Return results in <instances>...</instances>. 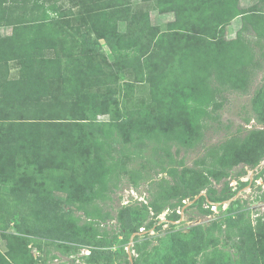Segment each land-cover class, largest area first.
<instances>
[{
  "label": "rangeland",
  "instance_id": "obj_1",
  "mask_svg": "<svg viewBox=\"0 0 264 264\" xmlns=\"http://www.w3.org/2000/svg\"><path fill=\"white\" fill-rule=\"evenodd\" d=\"M257 1L240 3L248 7ZM60 4L69 9L75 0ZM128 11L129 18L150 12L152 24L162 31L176 23V13H161L155 0H133ZM73 12L68 17L79 25L81 11L75 7ZM130 23L119 22V30L128 34ZM241 26L237 17L212 38L196 30L193 39L202 42L205 56L197 59L191 81L201 83L210 75V62L232 51L228 42ZM263 27V36L253 37L261 58ZM0 31L9 35L12 27ZM94 38L96 49L89 55L93 66L99 64L98 75L60 93L71 107L63 120L71 135L65 150L56 152L58 157L46 163L44 172L32 158L22 156L11 161L14 172L0 174V264H248L250 234L257 231L260 217L264 221V151L259 153L264 144V62L258 69L245 68L247 84L237 75L226 78L199 141L189 129L188 114L166 140L160 130L168 94L160 89L169 79L185 77L190 65L175 68L178 56L171 63L158 56H140L138 61L132 59L133 51L131 57L117 60L109 37ZM7 68L9 78L22 76L16 61ZM103 121L115 124L116 159L107 167L91 140ZM212 156L218 157L215 166L210 164ZM106 169L114 171L110 190L93 198L100 187L97 175ZM55 179L61 189L73 192L75 201L69 191L52 186L55 198L74 201L63 206L61 220L52 226L35 194L24 204L10 194L15 184L53 185ZM260 248L264 255V245Z\"/></svg>",
  "mask_w": 264,
  "mask_h": 264
},
{
  "label": "trees",
  "instance_id": "obj_2",
  "mask_svg": "<svg viewBox=\"0 0 264 264\" xmlns=\"http://www.w3.org/2000/svg\"><path fill=\"white\" fill-rule=\"evenodd\" d=\"M132 1L75 0L74 6L81 11L82 22L74 25L68 15H73L75 7L64 9L60 0H0V29L12 27L9 35H2L0 31V174L14 172L11 161L22 156L32 158L38 170L44 172L46 163L54 156L58 157L56 152L65 150L71 135L63 120L67 119L71 107L60 93L98 75L99 64L93 66V56L89 55L96 49L92 42L94 34L113 41L112 51L117 60L131 57L129 52L133 51L136 58L132 59L138 61H141L140 56L149 57V60L158 56L165 60L169 58L171 63L178 56V65L173 63L177 65L175 68L186 70L190 65L185 77L169 79L160 89L168 94L165 98L166 116L160 130L166 140L169 131L176 129L188 114L189 129L199 141L217 109L226 78L237 75L247 84L243 73L245 68L262 67L264 56L261 58L262 53H256L253 37L255 33L257 37L263 36L260 26H264V0L248 7H243L240 0H155L161 13H176L174 27L165 31L152 24L150 12L135 13L129 18L126 14ZM237 17H241L242 26L236 38L228 42L232 51L210 62L207 67L210 75L201 83L191 81L190 75L197 71V59L205 56L200 46L202 42L193 39L196 30H202L212 38L211 34L219 29L224 32ZM121 21L131 22L128 34L119 30ZM141 43L146 46L145 50H141ZM50 52H53L52 56ZM10 61L20 64L21 77L9 78L7 64ZM96 108L98 113L104 112L98 104ZM114 129V123L103 121L99 134L91 138L98 146L97 156L105 167L116 159ZM259 148V153L264 151V144L261 143ZM217 162L218 157L212 156L210 164L215 166ZM113 172L106 169L98 173L100 187L93 192V198L110 190ZM57 182L55 179L53 185H39L32 181L25 185L15 184L10 188V194L19 204H24L30 194H35L40 205L46 206V214L52 220L48 225L52 226L61 220L63 206H71L75 201L73 192L61 189ZM52 186L69 191L73 203L71 199L55 198ZM92 200L88 202L92 203ZM263 225L260 217L257 231L252 230L250 234L252 246L248 264H260L264 257L260 248L264 245ZM17 228L23 229L20 224ZM70 239L74 238L71 236Z\"/></svg>",
  "mask_w": 264,
  "mask_h": 264
}]
</instances>
